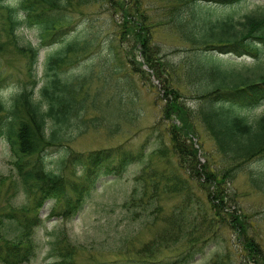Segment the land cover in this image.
I'll use <instances>...</instances> for the list:
<instances>
[{"label":"trees","instance_id":"16d2710c","mask_svg":"<svg viewBox=\"0 0 264 264\" xmlns=\"http://www.w3.org/2000/svg\"><path fill=\"white\" fill-rule=\"evenodd\" d=\"M242 2L156 0L162 14L154 20L143 0H0V50L4 45L16 49L25 70L10 99L0 98V140L10 149L13 170L10 181L0 177V186H5L0 189L2 264H25L36 257L44 203L53 200L52 213L67 218L87 204L93 192L87 185L101 175L120 178L130 164L138 163L143 165L121 206L131 220L141 221L122 234L117 258L99 261L90 252L87 262H78L79 251L87 248L57 231L49 240L45 264H193L207 252L213 254L208 264H231L228 248L220 246L226 228L238 236L246 258L264 264L262 246L247 234L243 215L227 192L229 182L254 162L262 166L250 169L247 180L252 189H264V111L253 118L245 114L264 102V67L220 66L223 57L235 63V58L260 61L264 55V13L244 14L241 20L215 14ZM103 9L116 16L109 20L111 29L89 31L86 26ZM76 15L85 19L79 23L82 30L76 28ZM25 26L37 29L40 46L56 45L41 62L39 45L16 43V32ZM157 30L173 33L194 54L178 66L164 59L153 42ZM83 54L89 65L73 72ZM152 75L163 90L164 127L135 147L70 148L82 127L104 125L100 120L111 116L109 102L117 99L134 107L138 95L132 78L148 82ZM181 88L201 99L198 109L187 106ZM205 133L216 153L212 162L211 149L204 148ZM53 152L60 157L57 169L46 163ZM79 174L91 181L79 182ZM17 193L22 203L12 197ZM164 198L166 206L161 204ZM167 200L175 201L168 205ZM141 227L155 230L138 242L132 233Z\"/></svg>","mask_w":264,"mask_h":264},{"label":"rangeland","instance_id":"374dc122","mask_svg":"<svg viewBox=\"0 0 264 264\" xmlns=\"http://www.w3.org/2000/svg\"><path fill=\"white\" fill-rule=\"evenodd\" d=\"M143 1L146 2L150 18L154 20L160 18L162 12L158 9L156 0ZM216 13L218 15L230 14L238 20H241L244 14L254 15L264 13V0H244L240 5L221 9L220 11H216ZM114 17L116 18L115 15H111V12L103 9L101 15L96 17V20L91 21L86 27L89 31L100 34L102 27L111 29L109 20L112 21ZM84 20L83 17L75 16L76 28L78 30L83 29L79 23ZM15 38L18 46L26 45L27 43L32 46H37L40 43L37 29L31 27L25 26L24 28H20L16 32ZM100 39L99 56L102 59L105 49L103 34H101ZM154 41L156 44H159V49L164 54L163 58L170 60L177 66L194 54L191 45L178 41L173 33L166 30H157L153 36ZM55 46V44L48 45V47L39 45L40 62L43 60L45 54L55 48ZM228 58L232 59L233 57L228 56ZM221 59L220 66L222 68L245 69L254 68L257 65L264 67V55H262L260 61H255L248 56L233 59L239 61L235 63L224 61V57ZM87 60L88 56L83 54L81 61L74 66L73 72L79 73L85 69L89 65ZM93 61L96 66L99 64L97 59ZM38 69L39 77L42 74L41 64L38 65ZM180 75L178 74L177 78ZM24 79L25 70L23 59L16 49L9 45H4L0 50V98L4 101L9 100L14 93L13 88L19 85V80L24 81ZM132 80L138 95L135 97L134 107L131 103L125 105L123 102L117 101V99L116 101L109 102L107 114L111 116L102 117L100 121L104 125H86L82 127L80 133L75 132L73 140L68 143L72 150L86 152L88 150L115 148L118 145H123L125 148L135 147L143 141L145 143L146 136H150V134L156 132L158 127L162 128L168 123L167 120H163L162 118L161 105L164 100L162 99L163 91L161 86L156 85L152 77H150L148 82L145 80L142 82L139 76L132 78ZM97 85V83H94L92 89L94 90ZM181 92H184L183 98L187 106H190L192 110L200 107L201 99L185 91L183 88H181ZM127 111L129 112L128 117H126L127 119L123 118L122 120L118 118V115ZM262 111H264V102L255 108L247 110L245 114L249 118H253L258 116ZM202 138L204 148L208 149V152L211 149V152L208 154L209 160L212 162L216 158L213 144L206 133L202 134ZM197 141L196 139V146H198ZM148 146L149 144H147ZM200 152L201 150H199ZM48 155V158L46 157L48 167L57 169V162L60 157L54 152ZM10 159V149L7 143L0 140V177H6L8 181L13 177ZM200 160L204 161L202 157ZM142 165V163L130 164L126 171L120 174V178L111 174L101 175L96 182L89 185L87 184L91 180L86 183L83 174H81V177H79L80 174L77 175L79 182L87 185L88 189H93L87 204L78 213L67 216V218H62L59 214H54L51 211L54 201H47L39 212V217L42 220V224L36 230V233H38L39 249L36 257L25 264H45L47 262L49 240L57 231L65 232L72 242L87 248V250L79 251L78 262H87L90 252H92L94 259L99 261L117 258L118 251L116 249L121 244L122 234L128 228L132 229L141 221L140 218L131 220L129 214L121 205L128 198L133 187V179L138 175L137 173L141 170ZM261 166L262 162H254L243 167V170L239 171L236 177L227 185V192L228 200L243 215L242 222L246 226L247 234L259 242L264 250V192L252 189L247 180L248 171L250 169L257 171ZM66 172L70 173L68 170ZM0 189L1 191L4 190L5 186H0ZM12 190L13 188L10 189L9 196L12 195ZM19 194L17 193L12 197H17ZM22 199L23 196H18L16 201L22 203ZM174 201L167 200V204L170 205ZM165 203L166 199L164 198L161 204L165 205ZM129 221L132 223L126 225ZM155 227L154 229L141 227L139 231H133L132 235L138 242H143L153 235ZM13 232L14 230H10L9 234L13 235ZM220 236V246L228 248L231 264H252L250 262L251 260L243 255L241 241L232 230L226 228ZM212 257L213 254L207 252L204 255H199L193 264H208Z\"/></svg>","mask_w":264,"mask_h":264},{"label":"bare ground","instance_id":"6f19581e","mask_svg":"<svg viewBox=\"0 0 264 264\" xmlns=\"http://www.w3.org/2000/svg\"><path fill=\"white\" fill-rule=\"evenodd\" d=\"M163 91V90H162ZM262 191L264 192V189L262 188ZM250 262H252V261H250ZM252 264H253V262H252Z\"/></svg>","mask_w":264,"mask_h":264}]
</instances>
